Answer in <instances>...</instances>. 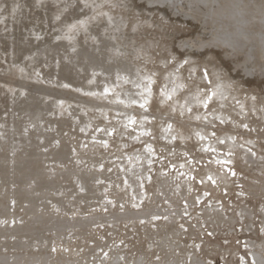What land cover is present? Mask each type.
I'll list each match as a JSON object with an SVG mask.
<instances>
[{"label":"rangeland","instance_id":"1","mask_svg":"<svg viewBox=\"0 0 264 264\" xmlns=\"http://www.w3.org/2000/svg\"><path fill=\"white\" fill-rule=\"evenodd\" d=\"M0 44V264H264V0H0Z\"/></svg>","mask_w":264,"mask_h":264},{"label":"bare ground","instance_id":"2","mask_svg":"<svg viewBox=\"0 0 264 264\" xmlns=\"http://www.w3.org/2000/svg\"><path fill=\"white\" fill-rule=\"evenodd\" d=\"M21 2H22V0H21ZM35 3V2H34ZM74 3V2H73ZM20 4V3H19ZM17 5V4H16ZM36 5V4H35ZM39 5V4H38ZM37 5V6H38ZM14 6V5H13ZM58 6V5H57ZM63 6V5H62ZM69 6V5H68ZM3 7V6H2ZM66 7V6H65ZM9 8H11V7H9ZM84 8V7H83ZM65 9V8H64ZM14 11V10H13ZM55 11V10H54ZM62 11V10H61ZM64 11H66V10H64ZM79 11V10H78ZM13 13V12H12ZM11 13V14H12ZM30 13V12H29ZM58 13V12H57ZM4 15V14H3ZM26 15V14H25ZM62 15V14H61ZM60 16V15H59ZM109 16V15H108ZM10 18V17H9ZM11 19V18H10ZM45 19V18H44ZM80 20V19H79ZM74 21V20H73ZM84 21V20H83ZM102 22V21H101ZM100 22V23H101ZM105 22V21H104ZM114 22V21H113ZM52 23V22H51ZM68 23V22H67ZM82 23V22H81ZM84 23V22H83ZM93 23V22H92ZM103 23V22H102ZM119 23V22H118ZM6 25V24H5ZM46 25V24H45ZM84 25V24H83ZM88 25H89V23H88ZM118 26V25H117ZM61 27H62V25H61ZM67 27V26H66ZM92 27V26H91ZM7 28V27H6ZM64 28V27H63ZM88 28V27H87ZM120 28V27H119ZM85 29H86V27H85ZM100 29V28H99ZM106 29V28H105ZM109 29V28H108ZM112 29V28H111ZM101 30V29H100ZM110 30V29H109ZM120 30V29H119ZM28 31V30H27ZM51 31V30H50ZM94 30H92V32H93ZM118 31V30H117ZM17 32V31H16ZM45 32V31H44ZM63 32V31H62ZM116 32V31H115ZM103 33V32H102ZM11 34V33H10ZM100 34V33H99ZM104 35V34H103ZM112 35V34H111ZM9 36V35H8ZM29 37V36H28ZM81 37V36H80ZM83 37V36H82ZM90 37V36H89ZM95 37V36H94ZM105 37V36H104ZM36 38V37H35ZM40 38V37H39ZM3 40V39H2ZM41 40V39H40ZM52 40V39H51ZM109 40V39H108ZM85 41V40H84ZM83 41V42H84ZM115 41V40H114ZM96 42V41H95ZM75 43V42H74ZM100 43V42H99ZM65 44H66V42H65ZM89 44V43H88ZM1 45V44H0ZM25 45V44H24ZM98 45V44H97ZM117 45V44H116ZM9 46V45H8ZM124 46V45H123ZM87 47H90V46H87ZM72 48V47H71ZM119 48V47H118ZM90 49V48H89ZM109 49V48H108ZM10 50V49H9ZM104 50V49H103ZM114 50H115V48H114ZM107 51V50H106ZM69 52V51H68ZM114 52V51H113ZM118 52V51H117ZM110 54V53H109ZM1 55V54H0ZM20 55V54H19ZM25 56V55H24ZM114 56V55H113ZM117 56V55H116ZM76 58V57H75ZM98 58V57H97ZM52 59V58H51ZM121 59V58H120ZM107 62V61H106ZM58 63V62H57ZM106 64V63H105ZM114 64V63H113ZM127 64H129V62L127 63ZM16 65V64H15ZM41 65H43V63L41 64ZM51 65V64H50ZM54 66V65H53ZM132 66V65H131ZM27 67V66H26ZM45 67V66H44ZM57 67V66H56ZM8 69V68H7ZM45 69V68H44ZM22 70H24V69H22ZM55 70V69H54ZM114 70V69H113ZM92 71V70H91ZM55 72V71H54ZM76 72V71H75ZM81 72V71H80ZM97 72V71H96ZM135 72V71H134ZM40 73V72H39ZM44 73V72H43ZM92 73V72H91ZM136 73V72H135ZM97 74V73H96ZM132 74V73H131ZM108 76V75H107ZM1 77V76H0ZM114 77V76H113ZM129 77V76H128ZM136 77V76H135ZM37 79V78H36ZM54 82V81H53ZM110 82V81H109ZM130 82V81H129ZM27 83V82H26ZM84 83V82H83ZM104 83V82H103ZM98 84V83H97ZM106 84V83H105ZM20 85V84H19ZM37 85V84H36ZM69 85V84H68ZM85 85V84H84ZM94 85V84H93ZM115 85V84H114ZM174 87V86H173ZM111 88V87H110ZM134 88V87H133ZM135 88H136V86H135ZM128 89V88H127ZM131 89V88H130ZM171 89H173V88H171ZM140 91V90H139ZM173 91V90H172ZM176 91V90H175ZM27 92V91H26ZM51 92H53V91H51ZM83 92V91H82ZM88 92V91H87ZM137 92V91H136ZM64 93V92H63ZM92 93V92H91ZM138 94V93H137ZM69 95V94H68ZM24 96V95H23ZM36 96V95H35ZM136 96V95H135ZM60 97V96H59ZM119 97V96H118ZM21 98V97H20ZM55 98V97H54ZM71 98V97H70ZM43 99V98H42ZM126 99H128V98H126ZM54 100V99H53ZM87 100V99H86ZM123 100V99H122ZM75 101V100H74ZM131 101V100H130ZM87 102V101H86ZM90 102H92V101H90ZM96 102V101H95ZM132 102V101H131ZM137 102V101H136ZM93 103H94V101H93ZM22 105V104H21ZM73 107V106H72ZM97 107V106H96ZM107 107V106H106ZM114 107V106H113ZM97 108H99V107H97ZM84 109V108H83ZM122 110V109H121ZM75 112V111H74ZM145 113V112H144ZM143 113V114H144ZM22 116V115H21ZM145 116V115H144ZM147 116V115H146ZM71 117V116H70ZM123 118V117H122ZM127 119V118H126ZM76 124V123H75ZM72 126V125H71ZM48 127V126H47ZM110 127V126H109ZM55 128V127H54ZM47 131V130H46ZM106 131V130H105ZM104 134V133H103ZM91 136V135H90ZM101 137V136H100ZM101 139V138H100ZM66 141V140H65ZM11 142V141H10ZM243 150V149H242ZM245 152V151H244ZM144 153V152H143ZM141 155V154H140ZM146 155V154H145ZM248 155V154H247ZM151 156V155H150ZM252 156V155H251ZM135 157V156H134ZM123 158V157H122ZM140 158V157H139ZM256 159V158H255ZM258 159V158H257ZM263 159V158H262ZM145 161H146V159H145ZM258 161V160H257ZM254 162V161H253ZM136 170V169H135ZM132 173V172H131ZM139 173V172H138ZM144 173V172H143ZM170 182V181H169ZM169 184V183H168ZM159 188V187H158ZM175 188V187H174ZM186 188V187H185ZM140 191V190H139ZM138 192V191H137ZM162 192V191H161ZM163 194V193H162ZM166 194V193H165ZM170 195V194H169ZM173 195V194H172ZM157 196V195H156ZM137 198V197H136ZM139 198V197H138ZM17 199V198H16ZM165 199V198H164ZM167 199V198H166ZM155 206V205H154ZM40 207V206H39ZM24 208V207H23ZM142 218V217H141ZM264 225V224H263ZM20 237V236H19ZM161 237V236H160ZM21 238V237H20ZM22 239V238H21ZM19 242V241H18ZM22 242V241H21ZM250 245V244H249ZM17 247V246H16ZM12 248V247H11ZM22 248V247H21ZM13 249V248H12ZM250 250V249H249ZM13 251V250H12ZM14 251H16V250H14ZM251 251V250H250ZM249 251V252H250ZM11 252V251H10ZM18 252H19V250H18ZM46 252H48V251H46ZM123 255V254H122ZM259 256V255H258ZM119 258V257H118ZM26 260V259H25ZM119 260V259H118ZM117 260V261H118ZM26 262V261H25Z\"/></svg>","mask_w":264,"mask_h":264}]
</instances>
